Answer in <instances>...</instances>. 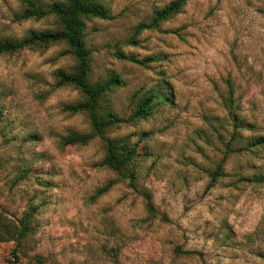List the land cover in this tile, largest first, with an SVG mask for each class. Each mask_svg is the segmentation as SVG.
<instances>
[{"label": "rangeland", "instance_id": "rangeland-1", "mask_svg": "<svg viewBox=\"0 0 264 264\" xmlns=\"http://www.w3.org/2000/svg\"><path fill=\"white\" fill-rule=\"evenodd\" d=\"M169 1L104 0L111 18L90 19L84 30L90 79L112 72L124 83L108 96L115 112L125 114L131 96L159 88L168 94L147 118L105 131L131 140L151 132L144 143L150 155L135 165L136 182L166 220H147L127 180L97 165L98 137L60 144L67 131L89 129L84 114L60 110L78 97L70 86H53L55 69L72 64L58 55L62 43L0 55V209L20 218L36 206L33 233L20 248L27 255L39 253L48 264H264V147L230 154L226 175L205 188L232 115L252 125L244 135L264 136V0H185L160 30L145 29L136 45L122 44ZM19 6L0 0V37L53 27L52 17L13 21ZM114 48L158 59L140 66L116 59ZM236 175H263V181L240 183ZM108 179L115 183L91 200ZM12 247L0 241V264Z\"/></svg>", "mask_w": 264, "mask_h": 264}, {"label": "trees", "instance_id": "trees-1", "mask_svg": "<svg viewBox=\"0 0 264 264\" xmlns=\"http://www.w3.org/2000/svg\"><path fill=\"white\" fill-rule=\"evenodd\" d=\"M19 8L11 13L13 21L38 20L52 17L54 25L51 28L40 30L31 29L22 37H0V55L13 54L21 50L43 51L47 47L62 43L64 48L60 56H69L72 64L65 68L55 69L53 73L54 87L70 86L78 93L74 101L62 103L60 110L68 115L84 114L87 118L89 129L84 132L69 130L59 137L61 145H85L90 140L98 137L102 141L103 154L97 165L113 171L118 180H127L131 187L142 200L147 220L161 215L152 201L151 192L136 182L135 165L150 155L145 143L151 132H142L135 140L128 136L110 137L105 131L118 125H129L138 120L147 118L154 110L155 103H163L169 99L165 88L150 90L142 96H131L126 113L115 112L108 103V96L117 87L124 85L115 73H106L101 78L90 79V52L85 44V25L90 19H110V11L104 0H52L42 3L39 0H18ZM185 0H171L163 6L154 9L150 20L138 22L131 34L122 44L136 45L137 36L145 29L160 30L161 22L177 14ZM264 11V10H263ZM173 32V31H171ZM112 55L119 60H125L140 66H146L158 59L156 56L136 58L127 55L117 48L112 50ZM228 84V95L231 100L232 88ZM135 98V99H134ZM232 112V110L230 109ZM232 122L229 138L223 144L224 151L214 168L207 170L208 182L205 188H210L219 177L226 175L224 161L230 154L256 153L264 147L263 135H244V130H251L250 124H243L236 116H231ZM236 182L262 183L263 175H236ZM17 178L20 176H16ZM15 177V178H16ZM115 183L108 179L96 187L90 196L91 200L104 194ZM36 206L27 207L20 218L6 217L0 209V241H12L13 247L6 264H48L46 258L33 253L27 255L20 248L24 241L33 233L32 217ZM115 251L114 248H112ZM189 253V252H187ZM26 258L21 262V257Z\"/></svg>", "mask_w": 264, "mask_h": 264}]
</instances>
